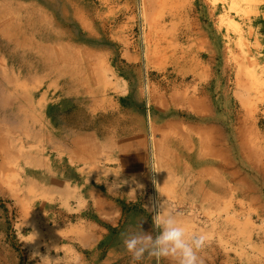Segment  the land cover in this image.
<instances>
[{"label": "rangeland", "instance_id": "obj_1", "mask_svg": "<svg viewBox=\"0 0 264 264\" xmlns=\"http://www.w3.org/2000/svg\"><path fill=\"white\" fill-rule=\"evenodd\" d=\"M42 1L0 0V264H157L121 234L162 202L264 264V0Z\"/></svg>", "mask_w": 264, "mask_h": 264}, {"label": "clouds", "instance_id": "obj_2", "mask_svg": "<svg viewBox=\"0 0 264 264\" xmlns=\"http://www.w3.org/2000/svg\"><path fill=\"white\" fill-rule=\"evenodd\" d=\"M116 176L118 177L119 175ZM153 183H155V180H153ZM112 185L120 186L116 182H113ZM138 187H142V185H138ZM164 207L165 202H162L154 208H149L154 213L152 219L153 228L157 232L155 236L145 233L141 228V224V231L121 234L126 250L132 254L134 261L142 260L147 254L149 257L155 258L157 264H159L161 259L169 257L174 258L176 264H203L199 252L207 242L206 234L189 235L186 228L177 220L175 215L161 213L160 209ZM36 238L37 234L32 232L31 238L24 242L31 243ZM38 255H40L38 252H34L32 258L34 259ZM45 260L49 264H56V261H58H51L48 256H42L41 262Z\"/></svg>", "mask_w": 264, "mask_h": 264}, {"label": "bare ground", "instance_id": "obj_3", "mask_svg": "<svg viewBox=\"0 0 264 264\" xmlns=\"http://www.w3.org/2000/svg\"><path fill=\"white\" fill-rule=\"evenodd\" d=\"M42 2H44V3H46L48 6L50 5V0H43ZM2 4V3H1ZM0 4V6H2ZM59 4V3H58ZM5 7V11L7 12V10H10L11 9V6H9V5H7V6H4ZM57 7V6H56ZM60 9V8H59ZM11 11H13V10H11ZM3 12H4V9H1L0 8V17H2V15H1V13L3 14ZM60 12V11H59ZM58 12V13H59ZM13 13V12H12ZM62 16V15H61ZM17 17L19 18V16H18V14H17ZM34 18H36V14H35V12H33V14H31V15H29V16H25V18L24 19H31L32 20V22H33V19ZM13 20H18V19H15V17H14V13H13V17L12 18H10V17H8V18H6L5 19V21H3V24H1V27H0V29L1 28H5L3 31H2V33H1V35H3L4 37L5 36H7L8 34L9 35H13L14 33L15 34H17L18 33V28L17 27H19L18 25H16L15 23H14V21ZM19 21V20H18ZM65 21V20H64ZM27 23V25L29 24V21L28 22H26ZM32 32H34V34H35V30L34 31H32ZM51 35H52V33H51ZM52 37V36H51ZM9 41H13V39H9ZM8 42V41H7ZM6 42V44L4 43H0V48L2 49V51L3 52H5V54L9 57V58H14V59H16L15 58V56H17L16 55V53H13L12 52V49L11 48H14L13 46H10V45H12V44H8ZM12 43V42H11ZM15 43V42H14ZM10 46V47H9ZM147 85V84H146ZM154 202V201H153ZM157 204V203H156Z\"/></svg>", "mask_w": 264, "mask_h": 264}]
</instances>
